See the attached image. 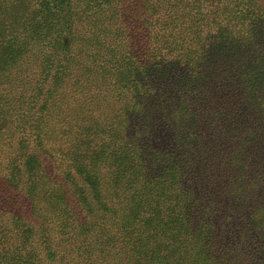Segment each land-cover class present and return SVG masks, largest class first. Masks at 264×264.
I'll list each match as a JSON object with an SVG mask.
<instances>
[{
  "label": "trees",
  "instance_id": "trees-1",
  "mask_svg": "<svg viewBox=\"0 0 264 264\" xmlns=\"http://www.w3.org/2000/svg\"><path fill=\"white\" fill-rule=\"evenodd\" d=\"M47 39L52 89L0 125V264H252L220 162L251 134L264 179V0H0V84Z\"/></svg>",
  "mask_w": 264,
  "mask_h": 264
},
{
  "label": "rangeland",
  "instance_id": "rangeland-1",
  "mask_svg": "<svg viewBox=\"0 0 264 264\" xmlns=\"http://www.w3.org/2000/svg\"><path fill=\"white\" fill-rule=\"evenodd\" d=\"M113 4V3H112ZM110 5L107 11L119 8L121 3ZM28 52L20 57L12 66L10 71L3 76L4 83L0 84V125L9 124L10 118L24 105L29 98L45 97L54 83L55 72L61 60L59 46L48 39L39 44H30ZM151 97L155 94L150 93ZM147 102V101H146ZM156 117L154 122L147 123V132L157 137L163 145L170 148L173 144V134L167 124L160 125L161 121ZM256 125V124H255ZM253 136L243 133L234 139V162L231 165V174H226L220 162V199L226 206L224 211L228 214L240 213L243 216L245 207L249 210V221L252 232L250 239H254L257 246L254 249L252 264H264V179L262 170L256 167V173H252L248 179L245 178V150L253 145ZM221 153V152H220ZM264 166V165H263ZM264 172V169H263ZM13 182L1 181L0 185L7 186ZM252 194H254L253 197ZM254 231V233H253ZM254 235V236H253ZM245 241L246 236H240ZM244 243L237 245L238 257L243 261L248 259L244 254ZM246 263V262H245Z\"/></svg>",
  "mask_w": 264,
  "mask_h": 264
}]
</instances>
